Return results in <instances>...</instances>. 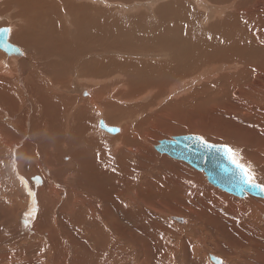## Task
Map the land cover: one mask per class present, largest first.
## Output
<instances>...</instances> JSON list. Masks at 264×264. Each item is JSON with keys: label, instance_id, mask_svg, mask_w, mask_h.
I'll list each match as a JSON object with an SVG mask.
<instances>
[{"label": "bare ground", "instance_id": "obj_1", "mask_svg": "<svg viewBox=\"0 0 264 264\" xmlns=\"http://www.w3.org/2000/svg\"><path fill=\"white\" fill-rule=\"evenodd\" d=\"M105 2L0 0V17L4 18L0 26L10 29L7 41L19 50L16 54L5 53L7 56L0 52V163L3 151L15 155L17 161L13 159L16 162L8 167V173L13 174L9 185L15 181L28 192L30 204L21 219L25 228L20 227L27 234L22 235L18 226L11 229L12 236L35 239L40 242L38 246H45L49 240L51 258L42 262L41 258L36 264H199L195 261L197 248L181 237V230H170L184 224L181 217L187 218L188 225L191 223L189 204L198 208L183 199L185 194L196 198L186 186L192 179L198 185L197 197L211 199L216 194L227 200L230 215L237 216V223L240 221L247 231L239 233L230 215L225 217L221 212L216 217L222 225L217 227L209 211L206 216H197L209 236H223L230 245L250 253L254 257L243 256L247 264H264V229L258 230L256 225L251 229L244 219L250 201L242 204L214 192L211 185L198 181V171L186 168L188 164L171 162L166 157L153 159L149 142L142 143L145 137L131 128L130 111L135 109L132 104L128 106L131 101L140 103L144 96L155 104L164 97L182 95L174 102L177 108L184 105L186 111L194 110L189 115H205L201 120L196 118L200 126L194 121L196 125L185 129L202 135L204 141L208 137L234 147L240 141L253 143L259 155L246 152L244 159H252L264 176V123L256 118L244 122L241 118L249 110L232 103L237 90L239 96L253 98L264 89V1L174 0L155 9V15L162 19L159 24L128 18L123 26L115 22V13L110 17L104 13L100 4ZM144 2L149 4L151 0ZM107 3L119 4L114 0ZM108 48L130 53H121L127 57L121 61L106 59L104 55L116 53L104 52ZM120 72L125 75L122 83L109 84ZM201 80L187 96L190 86ZM168 107V112L187 117V112ZM217 111L225 115L218 121L214 120ZM117 123L122 124L120 132L107 127ZM106 129H114L118 135L109 137L104 134ZM97 134L102 136L96 138ZM173 137L177 136L161 141H173ZM60 146L63 151L57 152ZM141 158L148 162H141ZM30 171L42 174L38 177L41 188L29 185L21 176ZM13 200L0 203L7 210L1 219L8 222L15 218L19 224L21 212L17 217L18 207L13 208L21 207L17 203L22 200ZM26 200L23 207L28 206ZM255 205L264 211V202ZM169 219L176 224L168 227ZM225 224H230L229 231ZM152 236L156 242L146 241ZM8 243L7 237L0 238V257L7 255L15 260L13 256H21V251ZM224 251L231 258L238 257L236 252L224 249L206 251L207 259L225 264L223 258L220 261L215 256ZM204 261L209 264L206 258Z\"/></svg>", "mask_w": 264, "mask_h": 264}, {"label": "rangeland", "instance_id": "obj_2", "mask_svg": "<svg viewBox=\"0 0 264 264\" xmlns=\"http://www.w3.org/2000/svg\"><path fill=\"white\" fill-rule=\"evenodd\" d=\"M105 1V0H104ZM115 2H119V4H116L115 6H113V5H110V4H108L107 2H108V0H106V2L105 3H103V4H105V5H103V4H100L101 5V7L103 8V10H105V11H107V12H105L104 11V13L107 15V16H109V14L111 15V13H115V17H113V18H115V22L116 21H119V22H117V24H121L122 26H123V23H124V21L125 22H127V20H138L139 22H141V23H147V22H149V23H153V24H159L160 23V21L162 20V19H158V16L157 15H155V13H154V11H155V9L156 8H158L159 6H161V5H163V4H166V3H168L169 1H170V3L172 2V1H174V0H151V2H149V4H147V3H145L144 1H146V0H121L122 1V3H120V0H114ZM131 1H133V2H131ZM134 1H135V3H134ZM142 1V2H141ZM264 1V0H263ZM79 2H81V1H79ZM144 2V3H143ZM128 5H127V4ZM130 3V4H129ZM133 3V4H132ZM151 3V4H150ZM121 4H123V5H121ZM132 4V5H131ZM135 4V5H134ZM99 5V6H100ZM113 6V7H112ZM145 6V7H144ZM147 6V7H146ZM120 8V10H119V8ZM125 7V8H124ZM129 7H130V9H129ZM108 10H109V12H108ZM125 10V11H124ZM128 12H127V11ZM228 10H231V7L228 9ZM165 13V12H164ZM176 13H179V11L178 12H176ZM192 13V12H191ZM110 17V16H109ZM109 17H106L105 18V20H108L109 19ZM1 18V17H0ZM129 18V19H128ZM4 20V18H1V21L0 22H4L3 20ZM104 20V21H105ZM146 20H148V21H146ZM103 21V23H105ZM122 21V22H121ZM190 20H188V22H189ZM111 23H114L113 21L111 22ZM170 22H168V24H169ZM115 24V23H114ZM188 25V24H187ZM1 27L2 28H6V26H4V25H1L0 26V29H1ZM8 27V26H7ZM186 29V28H185ZM184 29V30H185ZM107 50H111L112 52H115L116 51V53H109V54H107V55H104L105 56V58L106 59H111V58H113L115 61H121V59H126L127 57H124V55L122 56V54L121 53H130V52H124V51H119V50H117V49H114V48H108V49H106V50H104V52H106ZM115 50V51H114ZM119 51V52H118ZM0 52L1 53H3V54H5L3 51H1L0 50ZM119 54H118V53ZM116 54V55H115ZM148 54H154V53H148ZM6 55V54H5ZM118 55H120V56H118ZM7 56V55H6ZM127 56H130V55H127ZM115 58H117V59H115ZM132 58V57H131ZM136 58V57H135ZM134 58V60H138V59H135ZM149 59H150V57H148ZM133 59V58H132ZM125 62V61H124ZM31 64H34L33 63V59H32V63ZM32 66H35V64L34 65H32ZM225 67H226V65H224ZM111 75V74H110ZM119 75H120V77H119ZM119 75H117V76H115V77H113V78H115L114 80H113V78H112V80L111 81H109L108 83L109 84H116V83H122L121 81V79H122V77H124V79H125V75L123 74V72H120L119 73ZM122 75V76H121ZM111 76H113V75H111ZM110 77V76H109ZM108 78V77H107ZM212 79H209L208 80V82H210ZM205 81V80H204ZM203 82V80H201V81H199L197 84H195V85H192V86H190V88L188 89V91H187V93H186V95L188 96L189 94H191L193 91H194V89L196 88V87H198L201 83ZM198 85V86H197ZM118 88H119V85L117 86ZM117 88V89H118ZM120 89H118V91H119ZM125 91V90H124ZM238 91V90H237ZM237 91L235 92V98H233L232 99V103L233 104H235L236 106H243V107H245L246 109H248L249 110V112L248 113H244L245 114V117L244 118H241V120H245L244 122H246V120H248L249 122H251L253 119H255V120H259V122H260V124L261 123H264V89H262V90H259L258 91V96H257V94H255V96L253 97V98H249V97H241V96H239V94H237ZM155 94V93H154ZM183 94V93H182ZM115 96H116V94H115ZM182 96V95H181ZM181 96H179L178 95V97L176 96V98H175V96L173 97H164L163 98V100L162 101H155V104H153L154 103V101H153V99L151 100L150 99V97L149 96H144V100H143V98L140 100V103H139V100L138 101H131L130 102V104L128 105V106H131V104H132V108L133 109H135L134 111L132 110V111H130L131 113H132V115H133V119H132V123H131V128H133V131H137V130H139V132L141 133V136H144L145 137V139H143L141 142L142 143H144V144H148V143H146V142H149V144H150V147H151V149H153V151L151 150V155L153 156V159L156 157V158H165L166 157V159H168V160H172L171 162H178V161H176V160H174L173 161V159H171V158H169L167 155H165V154H160L159 155V153L158 152H156L155 150H154V147L153 146H155L159 141H161V140H168V139H170L172 136H180V134L183 136V135H196V136H202V135H199L197 132V134L193 131V132H191V130H187V129H185V126H187V128H189L190 127V125H193L195 122L197 123L198 122V126H200V122L196 119L197 117L198 118H200V120L201 119H203V118H205V115H203V114H199V115H194L193 114V112L191 113V114H193V116L192 115H189L190 114V111H194V110H192V109H188V111H186V107H185V109H183V106H180V108H177V106H176V104H174V102H178V101H180L183 97H181ZM183 96H185V95H183ZM175 98V99H174ZM180 99V100H179ZM174 100V101H173ZM108 101H110V99H108ZM108 101H106V102H108ZM167 101V102H166ZM150 103V104H149ZM156 103H157V105H156ZM158 103H160V104H158ZM163 103V104H162ZM143 104H146V105H143ZM162 104V105H161ZM133 105H134V107H133ZM158 105H160L159 107H158ZM167 105L168 106H172V108L174 107V108H177V110L178 111H185V115L184 116H186L187 115V117H184V118H180V117H178L174 112H168V111H170L171 110V108H169L168 107V109H166L167 108ZM154 108H153V107ZM156 106H157V108H156ZM164 106H165V108H164ZM137 107H138V109H137ZM147 107H148V109H147ZM139 108H140V110H139ZM144 108H146L145 110H144ZM151 108V109H150ZM156 108V109H155ZM164 108V109H163ZM182 108V109H181ZM141 109H142V111H141ZM154 111H153V110ZM158 109V110H157ZM137 110V111H136ZM141 111V112H140ZM159 111V112H158ZM137 114H136V113ZM196 113V112H195ZM160 114V115H159ZM216 114V113H215ZM218 114V115H217ZM217 114L215 115V117H216V119H214V120H216V121H218L219 119H223V118H220V117H225V115L222 113V112H219V111H217ZM149 117H148V116ZM158 115V116H157ZM221 115V116H220ZM150 116H152V117H150ZM164 116V117H163ZM169 116V117H168ZM157 117V120L155 119ZM189 117H193L192 119H190ZM214 117V118H215ZM145 118V119H144ZM185 118H187V119H185ZM219 118V119H218ZM153 119V120H152ZM155 119V120H154ZM166 119V120H165ZM218 119V120H217ZM252 119V120H251ZM150 120H152V121H150ZM159 120V121H158ZM193 120V121H192ZM149 121V122H148ZM154 121H156V122H154ZM195 121V122H194ZM140 124L139 126H138V124ZM154 122V123H153ZM160 124H159V123ZM168 122V123H167ZM171 122V123H170ZM219 122H222V121H219ZM232 122V121H231ZM249 122H246V123H249ZM136 123V124H135ZM145 123V124H144ZM150 123V124H149ZM177 123H179V124H177ZM196 123L194 124V125H196ZM147 124V125H146ZM153 124H154V126H153ZM161 124L162 125H164V127L163 126H161ZM156 125H158V126H156ZM167 125V126H166ZM193 125V126H194ZM137 126V127H136ZM143 126V127H142ZM170 126H172V127H170ZM184 126V127H183ZM107 127L109 128V127H113V128H117L118 129V132H120V128L122 127V124H120V123H117V124H114V125H107ZM138 127H140V128H138ZM146 127V128H145ZM156 128V130H154V128ZM161 127V128H160ZM169 127V128H168ZM203 127V126H202ZM164 128H165V130H164ZM144 129V130H143ZM151 131H150V130ZM157 129H158V131H157ZM160 129V130H159ZM142 130V131H141ZM147 131H148V133H147ZM153 131V132H152ZM169 131H174L173 132V134L172 133H170ZM186 133H185V132ZM188 131V132H187ZM118 132L117 133H115V134H110V133H108V132H106V131H104V134H107L108 136L110 135V136H116V135H118ZM138 132V131H137ZM179 132V134L177 135V133ZM192 133V134H190V133ZM244 132V131H243ZM146 133V134H145ZM155 133V134H154ZM167 133H170V134H167ZM194 133V134H193ZM103 133H102V135H104ZM120 134V133H119ZM164 134L166 135V136H164ZM172 134V135H171ZM174 134H176V135H174ZM102 135H96L95 137L97 138V137H100V136H102ZM161 135V136H160ZM162 135L165 137H162ZM105 136V135H104ZM109 136V137H110ZM155 136H159V137H155ZM168 136V137H167ZM143 137V138H144ZM150 137V138H149ZM162 137V138H161ZM167 137V138H166ZM170 137V138H169ZM203 137V136H202ZM201 137V138H202ZM154 138V139H153ZM160 138V139H159ZM149 139V140H148ZM137 140L140 142V138H137ZM151 140H153V141H151ZM205 140L208 142V143H211V144H215V145H224V146H226V147H230L231 149H233L234 148V152L237 154V158L238 157H241V160H239L241 163H243V164H245V165H250V167H251V170H252V172L254 173V175H255V182L257 183V184H260V185H262V186H264V176L262 175V173H260L258 170H257V168H256V165H254V162L252 161V159H250V160H248V161H246V159H244V157L246 156L245 154H246V152H248V153H253V154H256V155H259V153H260V151L259 150H257L256 148H254V146L252 145L253 143H250V142H243V141H240V144H239V146H238V144H236L237 145V147H236V145H235V147L234 146H232L231 144H228V143H225V142H221V141H214V140H212V139H208V137L207 138H205ZM151 142V143H150ZM247 143L248 145H246V144H244V147H243V143ZM256 143V142H255ZM104 144V143H103ZM153 144V145H152ZM155 144V145H154ZM105 145V144H104ZM242 145V146H241ZM124 145L122 144V147H123ZM249 146V147H248ZM61 149V146H60V148L59 149H57V152L59 151V152H62L63 150H60ZM246 149V150H245ZM237 150V151H236ZM2 152V151H1ZM3 152H5V153H3ZM2 152V157H1V163H0V169H1V171L2 172H4L3 174H4V177H3V181H2V183H3V186H1V181H0V203H2V201H6L7 203H8V201L10 200V199H14L15 197H17V201H20L21 202V200H22V202L21 203H17V204H20L21 205V207H19V206H14V208L13 209H15V207H18V213H17V217H18V214L21 212V214H20V218H19V224H18V219L16 220L15 218H13V219H11V218H9V223L6 221V220H4V219H1V218H3L2 216H1V214L3 215H5L6 213H7V210H6V208H4V210H3V206H1V204H0V238L2 237H7V239L10 241V243H8V244H10L9 246H10V248H13V249H16L17 251H21L20 253H21V256H19V255H15V256H13V258L15 259V260H17V261H15V260H11V258L9 257V256H1L0 257V261H1V263L0 264H22L23 263V261H26V262H28V264H36V263H38V261L40 262V260L39 259H41V262H42V260L43 261H46L47 259H50L51 257H50V250L52 249V247H51V245L49 244V240H47L46 241V243L44 242V244H46L45 246H38V243H40L39 241H35V239L34 240H32V241H30V240H27V239H21V238H19V237H13L12 236V234H11V229L12 228H18V226H19V230H20V227H22V228H25L24 226H25V224H23V222L21 221V219L23 218V216L26 214V213H28V209H29V207H30V204H28V199H29V196H28V192H25L24 190L22 191L21 190V187L20 186H18L17 184H16V182L15 181H12L11 182V185H9V177H12L13 176V174L11 175V174H9L8 173V167H9V164H11L12 162H16L17 161V158L15 157L14 158V156L15 155H13L12 153L10 154L9 152H7V151H3ZM7 152V153H6ZM153 153V154H152ZM9 155V157L11 158H9V157H7V155ZM162 155V156H161ZM159 156V157H158ZM4 157V158H3ZM7 159H6V158ZM5 159V160H4ZM10 159V160H9ZM13 159H15V160H13ZM239 159V158H238ZM141 162H143V163H147L148 162V160H147V162H144L143 161V159L141 158ZM180 163L182 162V161H179ZM181 164H184V162H182ZM186 164V163H185ZM184 164V166H186ZM26 166V165H25ZM188 166L189 165H187L186 166V168H188ZM188 169H192V171H193V168H191L190 166H189V168ZM1 172V173H2ZM194 172H196V171H194ZM197 173H199V176L201 177H199L198 179H200V180H198V181H201V183H206V185L207 186H209L210 187V184H208V182L206 181V178H205V176H204V173L203 172H197ZM50 174V176L51 175H53L52 174V172H50L49 173ZM200 174H202V176L200 175ZM23 178H24V180L29 184V185H31V186H34V187H36V188H41V186H37L34 182H32V181H30V178H31V180L32 179H34V178H36V177H39V178H42L41 176H42V174L41 173H39V172H27V173H24V175H21ZM5 178L8 180V184H7V182L5 181ZM13 179V178H12ZM55 179V178H54ZM53 179V176H52V180H54ZM55 181L56 182H58L59 183V181L57 180V179H55ZM203 181V182H202ZM206 181V182H205ZM54 182V181H53ZM191 182V185L189 184ZM15 183V184H14ZM19 183V182H18ZM189 183H187L186 184V186L188 187V190L189 191H191V192H193L194 193V195H195V197L196 198H193V197H191V196H188L187 194H185L184 196H183V199H184V201L186 202V203H190L191 201L193 202V203H195L197 206H198V208H196L195 209V207H194V204H189V206H188V208H189V212L191 213V214H189V222H191L189 225H188V221L184 218V217H181V219L183 220V225H178V224H176V223H173L170 219H169V221H168V227H172V226H170V224H173V225H175L174 227H172V228H174V229H170V230H173L174 232L175 231H177L178 232V230H181V232H182V235H181V237H183V239H188V240H190V242L197 248V255H196V262L197 263H199V264H204V259L206 258V260L208 261V263L209 264H213V263H211V260H209V259H207V255H206V251H212L213 252V250H224V249H227V250H232L234 253L236 252L237 254L236 255H238V257L237 256H235V255H232L233 256V258H231L230 256H229V254L227 253V251H224L223 253H219V255H215L216 257H220L219 258V260L220 261H222L223 259V261L225 262V264H247L246 262V260L244 261V259H243V256H247L246 258H248L249 256V254H246L245 253V250L244 249H242V248H238L236 245H230L229 244V239H227V238H225V237H223V236H220V235H215V237L214 238H211L210 236H209V232L207 231V228H206V226L204 225V223H202L199 219H197V216L199 217V215H201L202 213H205V216L206 215H208L209 214V211L213 214L212 216H210V219H212V220H214L216 223H217V227H220L221 225H222V222L216 217V215L219 213V212H221V213H223L224 214V216L225 217H228L229 215H230V211H228V209L230 208V205H228L227 204V200H224L223 198H220V197H218V195H214L211 199H206L204 196H199V197H197V194H196V188H198V185L195 183L194 184V181L191 179L190 181H189ZM193 183V184H192ZM20 185H21V183H19ZM15 185H17V186H15ZM190 185V186H189ZM29 187V186H28ZM196 187V188H195ZM18 188V189H17ZM214 192H218L219 194L221 193V195H223V196H226V197H229V198H231V199H233V201H235V202H240V203H242V204H248L247 202L248 201H250V204H248V206H247V209L249 210V214H246V215H248V216H246L244 219L246 220L245 221V223L252 229V228H255V225H256V229H264V211H260L258 208H257V206L255 205V202H261V203H263L264 202V198L263 199H259V198H255V197H252V196H246V197H244V198H237V197H234V196H232V195H229V194H226V193H224V192H222V191H220V190H218L217 188H214L213 186H211L210 187ZM214 188V189H213ZM264 188V187H263ZM192 189V190H191ZM185 192V191H184ZM2 197V198H1ZM187 197V198H186ZM6 198V199H5ZM27 199V200H26ZM186 199V200H185ZM25 200H26V203L28 204V206H24L23 207V205L25 204ZM188 201V202H187ZM203 201H205L204 202V204H206V206L203 204ZM5 202V203H6ZM13 202H14V200H13ZM4 203V202H3ZM3 203H2V205H3ZM7 203L5 204V206L7 205ZM182 204H178V206H181ZM255 205V206H254ZM57 210V209H56ZM55 210V211H56ZM258 211H260L261 212V216H259L258 215ZM46 213V212H45ZM23 214V215H22ZM48 214V213H47ZM226 215H228V216H226ZM236 217L237 216H234L233 218H232V215H230V221H232V222H235L233 225H234V228H236V230L239 232V233H242V232H244V233H247V231H245V229L244 228H242V223L240 222V221H238V223H237V220H236ZM170 218V217H169ZM202 218H204V216H202ZM11 219V220H10ZM50 219H51V217H50ZM262 219V220H261ZM14 220H16V222L14 223V224H12L13 223V221ZM249 220V221H248ZM251 221H253V222H251ZM53 222H55V221H53ZM50 223H51V221H50ZM258 224V225H257ZM130 225H132V224H130ZM186 225H188V226H186ZM178 226H184V227H178ZM224 226V228H228L227 230L229 231L230 230V224H225V225H223ZM263 228H262V227ZM52 227H55V226H52ZM178 227V228H177ZM196 229V230H195ZM10 230V231H9ZM193 230H195L196 232H197V235L199 236V241L201 242L200 244H199V242H197V240L195 239V234L193 233ZM49 231V230H48ZM237 232V233H238ZM250 231H248V233H249ZM7 233V234H6ZM9 233V234H8ZM20 233L22 234V235H26L27 233L26 232H22V230H20ZM238 233V234H239ZM2 235V236H1ZM8 235V236H7ZM148 235H150V233L148 232ZM239 236H241L240 234H239ZM47 237H45V239H46ZM47 239H49V238H47ZM146 239V238H145ZM146 241H148V242H156L157 240L152 236L151 237V241H149V240H147L146 239ZM5 242H6V240H5ZM34 242V243H33ZM37 242V243H36ZM13 243V244H12ZM36 243V244H35ZM4 244V243H3ZM36 245V246H35ZM1 246V245H0ZM6 246V245H5ZM25 247H27V248H25ZM31 247H32V249H31ZM30 248V249H29ZM35 248H36V251H37V254L35 253L36 251H35ZM42 248H43V250H42ZM38 249V250H37ZM45 249V250H44ZM49 249V250H48ZM240 250H244L243 252L242 251H240ZM39 251V252H38ZM248 252V251H247ZM226 253V254H225ZM36 254V255H35ZM0 255H1V252H0ZM43 255V256H42ZM224 255H225V257H224ZM39 256H41V257H39ZM48 256V257H47ZM44 257V258H43ZM229 259H228V258ZM234 257H236V259H234ZM251 257H254V256H252L251 254H250V258ZM223 258V259H222ZM226 259H228V260H226ZM228 261V262H227ZM18 262H21V263H18ZM25 263V262H24ZM215 264V263H214ZM222 264H224L223 262H222Z\"/></svg>", "mask_w": 264, "mask_h": 264}, {"label": "water", "instance_id": "obj_3", "mask_svg": "<svg viewBox=\"0 0 264 264\" xmlns=\"http://www.w3.org/2000/svg\"><path fill=\"white\" fill-rule=\"evenodd\" d=\"M8 29H0V50L9 55L19 50L7 41ZM108 133H115L114 129H106ZM199 136H177L173 141H159L154 150L159 154H165L173 160L182 161L193 169L203 172L208 184L218 190L237 198L247 195L262 199L264 188H254L244 184L240 178V172L224 152L226 146L211 145L206 147L201 143ZM201 138V137H199ZM203 140V139H202ZM204 141V140H203ZM39 186L38 177L31 180Z\"/></svg>", "mask_w": 264, "mask_h": 264}, {"label": "snow or ice", "instance_id": "obj_4", "mask_svg": "<svg viewBox=\"0 0 264 264\" xmlns=\"http://www.w3.org/2000/svg\"><path fill=\"white\" fill-rule=\"evenodd\" d=\"M8 31H10V29ZM197 139H200L201 143L205 144L206 147H212L211 145H207V143L203 141L202 138L198 137ZM224 152L228 156L230 162L233 163L235 167L239 170L242 183L248 184L254 188L262 187L260 184H257L255 182V175L252 172L250 165H245L241 163L233 149H231L230 147H225Z\"/></svg>", "mask_w": 264, "mask_h": 264}]
</instances>
